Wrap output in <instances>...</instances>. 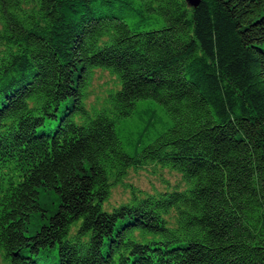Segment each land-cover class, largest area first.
<instances>
[{
	"label": "trees",
	"instance_id": "trees-1",
	"mask_svg": "<svg viewBox=\"0 0 264 264\" xmlns=\"http://www.w3.org/2000/svg\"><path fill=\"white\" fill-rule=\"evenodd\" d=\"M97 71L116 80L90 106ZM143 110L165 120L131 144ZM148 165L187 187L107 209ZM0 253L264 264V0H0Z\"/></svg>",
	"mask_w": 264,
	"mask_h": 264
},
{
	"label": "rangeland",
	"instance_id": "rangeland-1",
	"mask_svg": "<svg viewBox=\"0 0 264 264\" xmlns=\"http://www.w3.org/2000/svg\"><path fill=\"white\" fill-rule=\"evenodd\" d=\"M115 77L111 76L108 72L97 71L96 77L92 86V92L88 99V105L97 106L103 101L105 93L108 89H111L115 83ZM150 111H139L136 116L130 120L129 126L126 128V134H129V142L132 144L137 143L139 138V128L142 124H146V121L150 119V122L158 125L165 119L160 113H152L151 117L147 116ZM142 117V120L140 119ZM160 120V121H159ZM159 122V123H158ZM158 123V124H157ZM126 148V147H125ZM129 153L132 150L127 149ZM127 187L116 186L112 190L111 197L106 204L107 209L119 206L129 200V189L128 185L142 191L147 194L163 193L164 191H170L173 189L184 190L187 185L182 179L181 175L177 172H173L167 169H163L159 166L148 165L143 170L130 171L127 178L125 179ZM54 202V201H53ZM42 203L48 205L49 208H53L52 201L46 195H43ZM40 220L33 217L29 224L27 234H32L38 227ZM0 264H7L2 260L0 253Z\"/></svg>",
	"mask_w": 264,
	"mask_h": 264
},
{
	"label": "water",
	"instance_id": "water-1",
	"mask_svg": "<svg viewBox=\"0 0 264 264\" xmlns=\"http://www.w3.org/2000/svg\"><path fill=\"white\" fill-rule=\"evenodd\" d=\"M191 7H197L201 0H185Z\"/></svg>",
	"mask_w": 264,
	"mask_h": 264
}]
</instances>
